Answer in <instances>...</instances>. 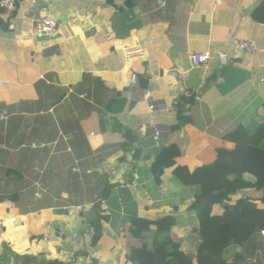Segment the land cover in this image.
<instances>
[{
  "label": "crops",
  "instance_id": "crops-1",
  "mask_svg": "<svg viewBox=\"0 0 264 264\" xmlns=\"http://www.w3.org/2000/svg\"><path fill=\"white\" fill-rule=\"evenodd\" d=\"M198 1L17 0L10 17L0 8V19L8 20V28H0V264H19L23 257L24 264H37L27 258L39 251L32 235L42 237L48 261L132 264L127 249L144 241L134 235L131 219L155 221L172 212L170 239L198 238L189 208L197 188L183 186L172 169L156 184L149 165L175 144L176 165L192 172L222 148L231 150L221 138L236 122L260 119L264 0H212L216 10L234 11L221 46L229 60L223 69L214 52L205 68L190 65L188 53L211 45L213 18L202 10L190 15ZM44 17L57 22L52 38L32 34L33 20ZM243 39L254 42L255 54L236 50ZM132 73L138 84L128 90ZM190 95L191 123L172 132L177 100ZM239 106L252 110L245 122L236 117ZM125 140L132 142L122 149ZM96 203L105 219L91 246ZM50 221L54 228L46 227ZM257 242L255 251L250 245L247 253L236 247L224 254L226 264H264V239ZM194 248L187 241L182 250Z\"/></svg>",
  "mask_w": 264,
  "mask_h": 264
},
{
  "label": "trees",
  "instance_id": "trees-1",
  "mask_svg": "<svg viewBox=\"0 0 264 264\" xmlns=\"http://www.w3.org/2000/svg\"><path fill=\"white\" fill-rule=\"evenodd\" d=\"M113 0H107L112 3ZM127 4V3H126ZM129 5V4H128ZM128 8V7H127ZM124 11L123 9H121ZM120 12V10H118ZM8 20L0 19V28H8ZM193 97L186 100L182 96L177 100V122L171 126V131H177L191 123L188 116ZM260 119L243 126L236 122L230 132L222 136L224 143H231L234 148L222 151L215 159L192 172L185 166H178L175 159L180 155L177 145L170 144L162 148L149 165V170L156 184L161 183V177L166 169H172V175L183 186L197 188L194 201L189 207L195 212L199 223L198 238H191L181 242H173L169 231L173 224V212L167 216L149 221L145 219H131L135 227V236L143 239L141 248H128L126 257L132 264H226L224 254L240 247L246 253L253 245V251L261 246L257 242L260 231H264V103L258 109ZM130 133L126 131L124 139ZM132 140H125L121 148L131 144ZM224 152V153H223ZM224 154V155H223ZM251 177V179H249ZM107 193L109 185L104 181ZM249 190L232 202L236 190ZM259 203L261 207H258ZM95 218L91 221V246H95L101 236V221L105 219L100 210V204L93 206ZM154 228V229H151ZM41 236L32 235L30 242L39 247L35 257L37 264H62L58 261L46 260L47 250L39 244ZM194 241L193 251H183V244ZM33 257V258H32ZM235 260L240 259L235 255ZM26 258H21L19 264H24Z\"/></svg>",
  "mask_w": 264,
  "mask_h": 264
},
{
  "label": "built area",
  "instance_id": "built-area-1",
  "mask_svg": "<svg viewBox=\"0 0 264 264\" xmlns=\"http://www.w3.org/2000/svg\"><path fill=\"white\" fill-rule=\"evenodd\" d=\"M17 0H0V8L2 9L4 17H10L15 10V5ZM217 2L212 0H199L197 5L191 8L190 15L194 12L202 10L206 12L209 16L213 18V25L211 27V45L208 50L188 53V59L190 65L195 68H205L211 59V52L216 53L217 61L219 66L223 69L228 66L229 60L226 55L221 50V46L224 44L228 28L233 23L234 11L225 7H220L216 10ZM57 22L49 17L37 18L33 20L32 34L37 38H52L57 34ZM236 50L239 53H244L247 55H253L257 52L256 46L252 40L243 39L238 40L235 43ZM138 84V77L135 73H132L125 83V87L128 90L134 89ZM156 106L149 105V110L154 111ZM242 108L241 112H235L236 117L240 122H245L252 116V110L250 108ZM159 135L158 131L154 132V139ZM46 227L54 228L52 221L46 223ZM261 237L264 239V231H260ZM58 240L64 238V234L59 231L56 233ZM77 234H72L71 239L74 241Z\"/></svg>",
  "mask_w": 264,
  "mask_h": 264
},
{
  "label": "rangeland",
  "instance_id": "rangeland-1",
  "mask_svg": "<svg viewBox=\"0 0 264 264\" xmlns=\"http://www.w3.org/2000/svg\"><path fill=\"white\" fill-rule=\"evenodd\" d=\"M262 85H263V84H262ZM197 99H198V97H195V98H194V100H197ZM212 140H213V139H212ZM212 140H211V141H212ZM214 143H215V142H214ZM221 150H222V151H225V152L227 151V149H224V148H222ZM223 153H224V152H223ZM249 179H251V177H250ZM243 191H244V190H238L235 194L239 193V194L241 195V197H242V196L244 195ZM231 198H232V196H231Z\"/></svg>",
  "mask_w": 264,
  "mask_h": 264
},
{
  "label": "water",
  "instance_id": "water-1",
  "mask_svg": "<svg viewBox=\"0 0 264 264\" xmlns=\"http://www.w3.org/2000/svg\"><path fill=\"white\" fill-rule=\"evenodd\" d=\"M226 147L229 148V149H233V148H234L233 145L230 144V143H227V144H226ZM31 264H32V263H31Z\"/></svg>",
  "mask_w": 264,
  "mask_h": 264
}]
</instances>
